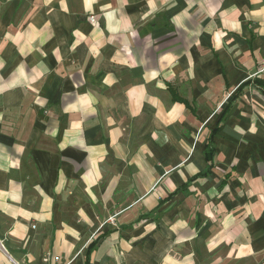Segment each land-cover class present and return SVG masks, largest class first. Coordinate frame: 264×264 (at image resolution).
I'll return each instance as SVG.
<instances>
[{"label": "crops", "instance_id": "0c3cea01", "mask_svg": "<svg viewBox=\"0 0 264 264\" xmlns=\"http://www.w3.org/2000/svg\"><path fill=\"white\" fill-rule=\"evenodd\" d=\"M0 241L264 264V0H0Z\"/></svg>", "mask_w": 264, "mask_h": 264}, {"label": "built area", "instance_id": "2783aa9c", "mask_svg": "<svg viewBox=\"0 0 264 264\" xmlns=\"http://www.w3.org/2000/svg\"><path fill=\"white\" fill-rule=\"evenodd\" d=\"M0 249L1 250L3 249V246H2V242L1 241H0ZM8 260H9V264H18L16 262L12 261L11 259H8ZM43 262L45 264H58L59 258L58 257L51 258L49 256H46V257H44Z\"/></svg>", "mask_w": 264, "mask_h": 264}, {"label": "trees", "instance_id": "16d2710c", "mask_svg": "<svg viewBox=\"0 0 264 264\" xmlns=\"http://www.w3.org/2000/svg\"><path fill=\"white\" fill-rule=\"evenodd\" d=\"M209 159H210V156H209V155H207V160L209 161Z\"/></svg>", "mask_w": 264, "mask_h": 264}]
</instances>
